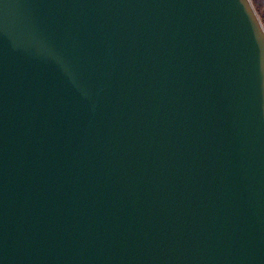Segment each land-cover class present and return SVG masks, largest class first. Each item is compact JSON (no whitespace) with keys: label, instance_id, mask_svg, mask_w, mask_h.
I'll use <instances>...</instances> for the list:
<instances>
[{"label":"water","instance_id":"1","mask_svg":"<svg viewBox=\"0 0 264 264\" xmlns=\"http://www.w3.org/2000/svg\"><path fill=\"white\" fill-rule=\"evenodd\" d=\"M0 264H264L251 0H0Z\"/></svg>","mask_w":264,"mask_h":264},{"label":"trees","instance_id":"2","mask_svg":"<svg viewBox=\"0 0 264 264\" xmlns=\"http://www.w3.org/2000/svg\"><path fill=\"white\" fill-rule=\"evenodd\" d=\"M253 6L264 25V0H252Z\"/></svg>","mask_w":264,"mask_h":264},{"label":"rangeland","instance_id":"3","mask_svg":"<svg viewBox=\"0 0 264 264\" xmlns=\"http://www.w3.org/2000/svg\"><path fill=\"white\" fill-rule=\"evenodd\" d=\"M252 1V0H251ZM260 18V17H259ZM261 20V19H260Z\"/></svg>","mask_w":264,"mask_h":264}]
</instances>
